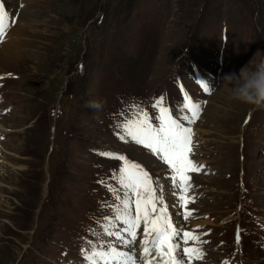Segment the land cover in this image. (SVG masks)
<instances>
[{"label":"rangeland","instance_id":"obj_1","mask_svg":"<svg viewBox=\"0 0 264 264\" xmlns=\"http://www.w3.org/2000/svg\"><path fill=\"white\" fill-rule=\"evenodd\" d=\"M21 2L35 12L38 18L35 24H29L24 29L25 41L18 50L21 62L9 71L15 80L11 77L0 79V84H11L6 90L12 92L11 100L14 101L12 112L4 117L9 120L6 128L11 130V136H7L5 143H0V264H11L10 261L18 256V264H44L39 262V258L44 255L45 248L42 246L47 247L50 242L52 250L51 242L56 240L54 228L49 223H54L56 213L64 211L65 208L77 209L82 202L94 207V201L100 198L102 190L95 186L78 185L74 188L76 195L73 197H70L67 191L68 180L71 176L76 177L72 171L74 164L78 168L77 160L83 159L82 153L91 154L92 148L87 144L81 153L78 141H86L89 144L105 143L117 151L131 155L144 169L152 172L157 169V165L147 155L120 146L124 145V141L119 139L120 133H117L112 141L93 134L88 127V117L97 110L86 107L83 102L81 106L71 107L63 89L66 87L69 93L78 91L86 97L87 102L91 101L94 94V101L103 105L99 111L106 108L111 115L113 111L108 109L109 106L114 110L119 103L126 104V101H131L133 96L127 91V87H115L110 80H105L104 87L99 88L105 75L116 74L119 78L130 81L128 83L134 84L136 89L143 83L154 90L158 89L153 97L156 100L165 85L167 71L181 50L184 54L181 63L184 85L192 87L188 77L191 73L190 64L204 67L196 62L201 58V61L207 64L206 68L212 65L214 56L207 51V45L212 42L209 25L214 17L222 15L229 27L226 32V44L231 48L232 54L230 61L217 66L220 69L225 68V73H218L215 79L217 87L207 98L206 109L200 123L195 126L201 145L198 158L210 167L208 176H198L196 179L206 183L215 179L213 176L218 174L212 169V164L220 174L233 167L235 160L229 158L228 150L232 147L235 155L237 154L239 132L236 134L232 128L234 123H238L236 116L246 104L235 99L230 89L225 87V83L226 78L233 74L239 78L241 69L247 66L255 67L256 64L264 62V0ZM167 11L171 16L169 21L165 20L168 17ZM97 20L100 21L99 25H96ZM90 21V32H94V36L90 35L82 40L81 34L76 30L71 32L72 27L84 22H89L85 26H90ZM244 40L253 42L254 45L244 48ZM129 45H132L130 53L127 52L130 50ZM146 77H150L149 82ZM194 91L201 93L202 89L197 87ZM80 98L81 96L77 95L74 100ZM54 111L59 118L55 119L54 151L52 147L47 163V157L44 155L43 160L42 157ZM99 123L108 125L104 120ZM97 131L103 132L104 128L98 127ZM13 136L16 138L13 139ZM260 137L261 130L253 119L249 122L243 138L257 140ZM263 146L255 145L252 149L243 150L247 164L257 165L260 156L264 154ZM208 151L212 153L210 158ZM251 153L254 154L253 160H250ZM87 156L90 158L89 154ZM48 172L49 181L51 178L52 183V203L49 201L44 207L41 219L49 214V209L52 208L53 212L49 214L48 220L46 218L44 226L39 218L36 219V214L46 192L49 195V189L46 191L40 184L42 177L43 182L48 181ZM232 172L222 181L213 184L215 200L224 204L221 217L228 219L231 213L239 208L237 217L240 226L244 227L245 223L255 226L256 222L249 216L253 209L262 207L261 199L254 190L246 186L242 201L236 204ZM46 184L47 182L45 188ZM202 191L206 194L205 189ZM119 192L122 195L120 187ZM90 201L93 204H89ZM201 203L207 212L213 210L208 202ZM36 221L35 238L39 240L38 243L33 240L29 248ZM72 222L79 228L85 227L82 217ZM59 227L61 228V225ZM225 228L230 231L232 227L228 224ZM209 237L212 241L207 246V253L213 260L218 261L213 257V249L218 246L219 240L223 245L221 253L230 256L231 246L227 237ZM79 241L80 239L76 243H80ZM48 248L49 246L46 250ZM60 248H63L61 242L53 245V256L49 257L57 264L62 259ZM74 251L70 249L68 252ZM247 255V261L256 259L257 254L252 246ZM43 261L51 264L47 259Z\"/></svg>","mask_w":264,"mask_h":264},{"label":"snow or ice","instance_id":"obj_2","mask_svg":"<svg viewBox=\"0 0 264 264\" xmlns=\"http://www.w3.org/2000/svg\"><path fill=\"white\" fill-rule=\"evenodd\" d=\"M14 23L15 20L9 22V14L0 4V43L4 42ZM200 87L204 93L211 94L207 84L201 82ZM152 108L158 112V116L152 117L142 106L136 105L130 115L116 125L119 139L142 146L167 165L173 194L178 201L175 206L184 210L177 214L188 221L192 212L187 206L195 202L194 197L188 196L192 189L189 173H198L204 167L190 158L194 147L191 125L200 119L203 106L184 92L183 110L186 114L181 118L174 117L162 96L153 102ZM98 154L122 162L118 174L114 176L122 195L108 187L118 203L112 209L114 218H109L105 225L106 235L130 248L137 242V233L143 224L141 264H153L154 261L156 264H192L193 261L202 260L205 252L199 245L206 241L201 239L197 231H187L176 226L164 202L162 190L158 195L157 182L149 172L122 154ZM99 183L103 184L104 181ZM117 224L120 225L119 230L113 231ZM190 241L197 246H189ZM81 255L86 264H138L134 252L119 251L113 244H108L106 248L102 244L99 249L95 246L91 250L82 248ZM224 264H229V261H224Z\"/></svg>","mask_w":264,"mask_h":264},{"label":"clouds","instance_id":"obj_3","mask_svg":"<svg viewBox=\"0 0 264 264\" xmlns=\"http://www.w3.org/2000/svg\"><path fill=\"white\" fill-rule=\"evenodd\" d=\"M225 87H228L233 97L241 103L257 110L264 109V62L256 64L255 67L247 66L241 69L239 78L234 74L227 77ZM86 107L99 111L103 105L98 101H90Z\"/></svg>","mask_w":264,"mask_h":264},{"label":"bare ground","instance_id":"obj_4","mask_svg":"<svg viewBox=\"0 0 264 264\" xmlns=\"http://www.w3.org/2000/svg\"><path fill=\"white\" fill-rule=\"evenodd\" d=\"M32 2L33 0H23ZM37 14L26 8L24 5L20 9L18 19L12 25L3 43H0V74L9 73L21 62L19 49L25 41L26 33L24 29L29 24H35ZM185 115V114H184Z\"/></svg>","mask_w":264,"mask_h":264}]
</instances>
